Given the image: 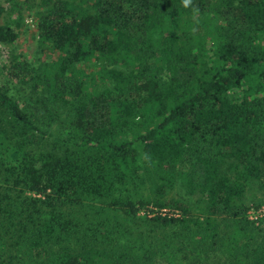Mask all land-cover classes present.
<instances>
[{
    "label": "trees",
    "instance_id": "16d2710c",
    "mask_svg": "<svg viewBox=\"0 0 264 264\" xmlns=\"http://www.w3.org/2000/svg\"><path fill=\"white\" fill-rule=\"evenodd\" d=\"M35 1L54 58L0 84V264H264V0Z\"/></svg>",
    "mask_w": 264,
    "mask_h": 264
},
{
    "label": "rangeland",
    "instance_id": "374dc122",
    "mask_svg": "<svg viewBox=\"0 0 264 264\" xmlns=\"http://www.w3.org/2000/svg\"><path fill=\"white\" fill-rule=\"evenodd\" d=\"M0 4L6 7V13L1 19L2 23H8L17 28L18 40L12 45L0 43V84L8 86L11 93L15 94L18 84L9 73V68L15 55H21L31 65L39 66L41 63L54 58L52 54L43 50L39 45V30L37 27L40 8L35 0H0ZM18 90V89H17ZM39 196L35 193H30ZM246 202L249 205L248 218L255 223L254 233L257 237H264V191L250 189ZM239 249H237L238 251ZM237 251L232 246L224 245L214 251V262L219 264H233L232 254ZM227 256V257H226ZM160 264H170L160 261ZM239 264V263H237Z\"/></svg>",
    "mask_w": 264,
    "mask_h": 264
},
{
    "label": "clouds",
    "instance_id": "9594fccd",
    "mask_svg": "<svg viewBox=\"0 0 264 264\" xmlns=\"http://www.w3.org/2000/svg\"><path fill=\"white\" fill-rule=\"evenodd\" d=\"M185 3H187V0H185Z\"/></svg>",
    "mask_w": 264,
    "mask_h": 264
}]
</instances>
